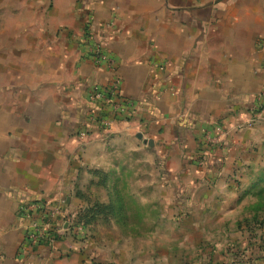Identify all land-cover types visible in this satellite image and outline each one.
Instances as JSON below:
<instances>
[{
  "label": "crops",
  "instance_id": "crops-1",
  "mask_svg": "<svg viewBox=\"0 0 264 264\" xmlns=\"http://www.w3.org/2000/svg\"><path fill=\"white\" fill-rule=\"evenodd\" d=\"M45 23L0 27V264H177L198 246L206 260L235 249L264 264V0H53ZM98 43L113 70L93 63ZM113 74L135 107L104 130L88 96ZM137 152L156 183L124 168L140 183L98 201L124 209L117 219L26 242L24 204L65 199L78 218L80 196Z\"/></svg>",
  "mask_w": 264,
  "mask_h": 264
},
{
  "label": "rangeland",
  "instance_id": "rangeland-1",
  "mask_svg": "<svg viewBox=\"0 0 264 264\" xmlns=\"http://www.w3.org/2000/svg\"><path fill=\"white\" fill-rule=\"evenodd\" d=\"M53 8V0H0V27L5 24V22H8V25L12 24H18L22 27L20 30V34L23 36H26L27 33L30 31L29 26L30 25H35L37 28L39 26H43L46 24V15L47 13ZM18 22V23H17ZM124 154H121L119 156V166L118 168L122 170L119 174H113L110 173L108 176L106 174L105 177H97L98 181L100 182L99 186H94V188H90V190L87 192H84L80 196V203L78 204V208L83 207L84 209H79V211H85L87 208L92 207V206H98L101 208L100 213L95 216L94 219L96 218H102L105 217L106 219L109 218H115L117 219L118 217H113L117 215H121L124 212V209H108V208H103V206L98 202L103 201L107 202L108 200H114L115 198H123L125 193L123 192L124 187L128 184L131 185H137L139 184L138 178L130 175L124 176V168L127 170H132V171H139L140 169L142 170H147V178L145 181H147L148 184H155L156 182V168L158 167L155 162H153V159L149 155H143L140 154V152L137 153H132V156L130 160H128L127 157H124ZM105 174V173H104ZM104 184H109V187L106 188ZM116 187L117 193L113 192L110 193L109 189L111 186ZM104 186V187H103ZM122 200V199H121ZM99 211V210H98ZM134 211V210H133ZM135 212H139V209H135ZM108 218V219H109ZM93 219V220H94ZM83 224V223H82ZM90 223H86L88 225ZM108 223L103 222L101 224L102 227L107 228ZM85 226V224H84ZM86 227V226H85ZM130 227V229L138 227L139 226H128V225H123L124 230ZM172 226L169 224H165V231L168 229L170 230ZM174 227V226H173ZM172 227V228H173ZM215 227V226H213ZM217 229H214L213 232H215L216 237H219V228L220 226L216 227ZM212 246L214 247L215 243H220L219 238H216V240H212ZM169 241H165V246L169 244ZM256 243L260 246L261 245V240H256ZM254 243L248 244L249 246H252ZM234 246V245H233ZM205 248V250H204ZM231 248V247H230ZM239 248V247H238ZM207 249V250H206ZM210 247L209 246H198L194 250H183L181 253H179L178 256H176L175 260L177 264H203L204 260L209 259L208 257H205V254H209ZM206 258V259H205ZM211 261L213 264H225L223 260L220 261H214V259L211 258ZM264 262V261H263ZM243 264H252L248 262V260L243 263Z\"/></svg>",
  "mask_w": 264,
  "mask_h": 264
},
{
  "label": "built area",
  "instance_id": "built-area-1",
  "mask_svg": "<svg viewBox=\"0 0 264 264\" xmlns=\"http://www.w3.org/2000/svg\"><path fill=\"white\" fill-rule=\"evenodd\" d=\"M92 61L96 66H106L113 70L114 62L108 53L103 48V45L98 43L92 49ZM121 79L113 74L110 84L101 88L98 85L92 86L88 96V102L92 104H100V107H93L89 116V122L105 129L110 128L116 119L129 116L134 110V102L123 99L119 92ZM109 107L112 111V117L107 118L101 112L103 107ZM49 202H31L26 203L21 207V211L29 216V225L25 231V240L32 246L41 244H53L59 235L73 234V236H81L84 233V224L77 221L75 214L66 213V201L61 199L54 208ZM39 211L38 220L31 218L32 213ZM55 213L58 219H55ZM235 260V259H234ZM233 259H229L226 264H237ZM203 264H213L212 261L206 260Z\"/></svg>",
  "mask_w": 264,
  "mask_h": 264
},
{
  "label": "trees",
  "instance_id": "trees-1",
  "mask_svg": "<svg viewBox=\"0 0 264 264\" xmlns=\"http://www.w3.org/2000/svg\"><path fill=\"white\" fill-rule=\"evenodd\" d=\"M100 211H101V208L98 206L89 207V208H87V210L80 212L79 217L77 218V221L79 223H83V224L90 223L95 218V216L98 215V213H100ZM254 221L255 220H253V222ZM255 223H257V222H255ZM252 228H253V225L247 224V229L249 230L250 233L254 232ZM258 248H259V250H262L260 245H258ZM228 256H229V259H233V260L235 259L234 261L237 262V264H243L245 262L244 255H242V253L239 250H235V249L231 250L230 249L228 251ZM262 259H260L259 257L256 258L255 263H258V261L262 260ZM250 261L251 260H248V262H250Z\"/></svg>",
  "mask_w": 264,
  "mask_h": 264
},
{
  "label": "water",
  "instance_id": "water-1",
  "mask_svg": "<svg viewBox=\"0 0 264 264\" xmlns=\"http://www.w3.org/2000/svg\"><path fill=\"white\" fill-rule=\"evenodd\" d=\"M139 138H141V137L139 136ZM145 144H148V146H152L153 142L149 140V141H146Z\"/></svg>",
  "mask_w": 264,
  "mask_h": 264
}]
</instances>
